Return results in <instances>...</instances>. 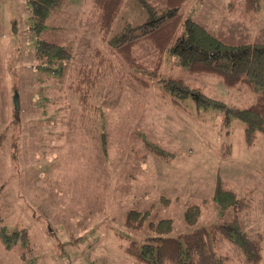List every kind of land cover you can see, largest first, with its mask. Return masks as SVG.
<instances>
[{"label":"rangeland","instance_id":"1","mask_svg":"<svg viewBox=\"0 0 264 264\" xmlns=\"http://www.w3.org/2000/svg\"><path fill=\"white\" fill-rule=\"evenodd\" d=\"M151 1L164 6V0ZM258 3L255 21L244 14L245 0H192L186 12L227 43L264 42V0ZM94 10L93 0H65L43 36L64 43L73 56L37 66L26 1L0 0L1 203L8 230L26 228L33 244L23 255L21 243L8 247L0 237V264H142L126 246L132 239L145 242L153 231L130 228L127 212L152 208L153 220H174L171 235L191 232L237 213L235 207L220 211L213 198L219 185L250 203L238 214L243 228L264 234V133L249 144L242 121L232 116L226 123L224 109L198 111L191 98L176 108L161 96L160 79L149 88L118 81L129 68L109 72L98 86L95 122L79 117L78 98L68 85L75 67L101 44ZM146 18L138 0H126L112 34ZM134 50L148 68L154 66L158 52L151 42ZM161 67L160 77L200 86L230 107H246L255 96L216 74L192 73L170 54ZM147 140L172 158L150 151ZM197 203L201 215L189 224L185 209ZM217 250L231 264H244L240 248L224 237H218Z\"/></svg>","mask_w":264,"mask_h":264},{"label":"trees","instance_id":"2","mask_svg":"<svg viewBox=\"0 0 264 264\" xmlns=\"http://www.w3.org/2000/svg\"><path fill=\"white\" fill-rule=\"evenodd\" d=\"M25 1L29 26L36 38L37 66L59 64L72 58V51L64 43L43 36L45 30L51 27L50 21L55 11L63 6L65 0ZM125 1L93 0V17L98 24L101 44L94 47L90 60L75 67L68 85L78 98L79 117L84 122H95L97 116L95 119H91V116L99 115L100 107L94 101L98 86L109 72L129 68L118 81H136L149 88L155 79H160L163 86L161 96L173 106L180 109L183 100L191 98L198 111L201 108L224 109L227 111L226 123L232 116L239 118L244 125L246 142L254 143L259 134L264 133V42L233 44L223 41L186 12V5L192 0H164V6H158L151 0H138L146 8V20L139 24L126 22L119 32L112 34ZM258 12V0H245L244 14L249 21H255ZM56 28L60 26H54ZM143 41L151 42L158 52L157 61L151 68L139 59L134 50ZM165 54H170L177 64L192 73L216 74L229 86L253 90V101L243 108L230 107L220 98L206 94L200 86H191L171 76L160 77ZM101 135L102 145L106 147V134L102 131ZM4 140L5 135L0 134V145ZM146 147L166 161L173 156L159 143L147 140ZM213 198L220 211L235 207V216L179 235L170 234L174 229L172 218L153 220L152 208L129 210L126 224L133 229L150 228L153 234L143 243L132 239L126 246L127 254L142 264H231L230 256L217 250V239L221 236L240 248L244 264H262L264 234L259 231L254 236L250 235L241 225L238 215L249 208L250 203L234 190L221 185ZM201 212L202 204L187 206V223L197 222ZM0 237L8 247L21 243L25 247L23 255L33 250L26 228L12 232L8 230L4 222L1 194Z\"/></svg>","mask_w":264,"mask_h":264},{"label":"crops","instance_id":"3","mask_svg":"<svg viewBox=\"0 0 264 264\" xmlns=\"http://www.w3.org/2000/svg\"><path fill=\"white\" fill-rule=\"evenodd\" d=\"M239 220H240V216H239Z\"/></svg>","mask_w":264,"mask_h":264}]
</instances>
